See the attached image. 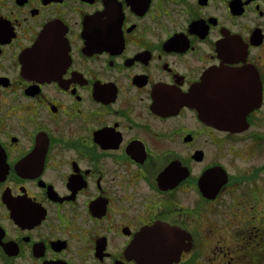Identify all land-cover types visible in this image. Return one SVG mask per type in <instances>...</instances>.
<instances>
[{
    "label": "flooded vegetation",
    "instance_id": "1",
    "mask_svg": "<svg viewBox=\"0 0 264 264\" xmlns=\"http://www.w3.org/2000/svg\"><path fill=\"white\" fill-rule=\"evenodd\" d=\"M0 264H264V0H0Z\"/></svg>",
    "mask_w": 264,
    "mask_h": 264
},
{
    "label": "water",
    "instance_id": "2",
    "mask_svg": "<svg viewBox=\"0 0 264 264\" xmlns=\"http://www.w3.org/2000/svg\"><path fill=\"white\" fill-rule=\"evenodd\" d=\"M172 247H173V245H171ZM135 247H139V248H141L142 246L141 245H135ZM151 247H168V246H165V245H152Z\"/></svg>",
    "mask_w": 264,
    "mask_h": 264
}]
</instances>
